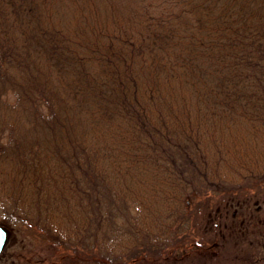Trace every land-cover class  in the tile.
I'll return each instance as SVG.
<instances>
[{"label":"trees","instance_id":"obj_1","mask_svg":"<svg viewBox=\"0 0 264 264\" xmlns=\"http://www.w3.org/2000/svg\"><path fill=\"white\" fill-rule=\"evenodd\" d=\"M72 1L0 0V220L134 264L263 184L264 0Z\"/></svg>","mask_w":264,"mask_h":264},{"label":"rangeland","instance_id":"obj_2","mask_svg":"<svg viewBox=\"0 0 264 264\" xmlns=\"http://www.w3.org/2000/svg\"><path fill=\"white\" fill-rule=\"evenodd\" d=\"M63 1L69 5L66 13L78 17L75 3ZM261 183L243 188V193L232 189L195 199L188 233L179 235L183 241L158 255L148 252L145 260L134 264H237L247 262L249 256L254 258L252 264H264V181ZM208 197L209 203L200 205ZM0 224L8 231L0 264H95L85 257L62 254L35 227L4 219Z\"/></svg>","mask_w":264,"mask_h":264},{"label":"water","instance_id":"obj_3","mask_svg":"<svg viewBox=\"0 0 264 264\" xmlns=\"http://www.w3.org/2000/svg\"><path fill=\"white\" fill-rule=\"evenodd\" d=\"M7 239H8V231L3 225L0 224V253L2 252Z\"/></svg>","mask_w":264,"mask_h":264}]
</instances>
